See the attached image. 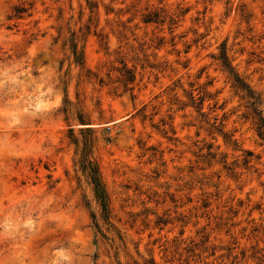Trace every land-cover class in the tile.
<instances>
[{
	"label": "rangeland",
	"instance_id": "374dc122",
	"mask_svg": "<svg viewBox=\"0 0 264 264\" xmlns=\"http://www.w3.org/2000/svg\"><path fill=\"white\" fill-rule=\"evenodd\" d=\"M221 51L264 118V0H0V264H264V143Z\"/></svg>",
	"mask_w": 264,
	"mask_h": 264
},
{
	"label": "trees",
	"instance_id": "16d2710c",
	"mask_svg": "<svg viewBox=\"0 0 264 264\" xmlns=\"http://www.w3.org/2000/svg\"><path fill=\"white\" fill-rule=\"evenodd\" d=\"M152 18L147 16L145 18V23L152 22ZM71 53L76 63H82V57L76 51L75 44L71 41ZM220 67L222 70L228 75V78L231 81L232 88L234 91L241 95L242 99L246 100L248 109L250 111V115L252 117L255 133L257 138L264 143V118L262 116L261 111L259 110L260 101L259 98L249 89L248 86L243 83V81L236 75L233 68L228 62L227 56L224 51H221L219 57L217 58ZM125 81L128 83H132L134 81L133 76L130 72H127ZM203 100H200L198 106L202 105ZM82 156L81 160V170L87 174L90 185L92 186L94 196L96 201L98 202L102 217L105 221L109 219V207H108V199L107 195L100 177L99 170L95 164H93L89 157L88 152Z\"/></svg>",
	"mask_w": 264,
	"mask_h": 264
}]
</instances>
